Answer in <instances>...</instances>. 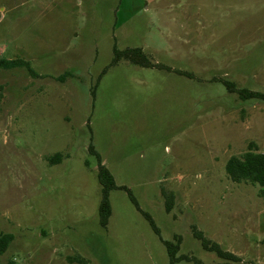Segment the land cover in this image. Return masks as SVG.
Wrapping results in <instances>:
<instances>
[{
	"label": "rangeland",
	"instance_id": "1",
	"mask_svg": "<svg viewBox=\"0 0 264 264\" xmlns=\"http://www.w3.org/2000/svg\"><path fill=\"white\" fill-rule=\"evenodd\" d=\"M115 49L166 69L110 67ZM3 59L37 76L0 67V264H170L161 238L178 264H264V188L226 172L251 143L264 154V99L223 83L264 95V0H0Z\"/></svg>",
	"mask_w": 264,
	"mask_h": 264
},
{
	"label": "trees",
	"instance_id": "2",
	"mask_svg": "<svg viewBox=\"0 0 264 264\" xmlns=\"http://www.w3.org/2000/svg\"><path fill=\"white\" fill-rule=\"evenodd\" d=\"M122 60L128 61L133 65L145 69H154V68L166 69L165 67H162L160 65L153 64L151 60H149L147 56L144 54L142 49H128L124 51H119L118 49H115L114 59L110 67L117 66L118 63L121 62ZM0 67L7 70H12L16 68H26L32 76L34 77L37 76L34 73V71L31 69L30 64L23 60L9 61L3 59L2 61H0ZM106 73L107 70L103 72L102 76L105 75ZM177 73L179 75H184L186 77L191 76L189 74L182 72H177ZM102 76L99 78L98 82H100ZM223 83L227 87L229 93L237 94L241 100L247 101L254 99H264V95H262L261 93L249 91L246 89H238L235 84L230 82L223 81ZM90 152L96 155L93 147H90ZM61 161H62V157L60 155H57L52 159H50V162L52 164L60 163ZM99 165L100 166H99L98 176H99L100 184L103 187V199L99 209L100 223L103 228H107L109 225V220L112 215V208L109 202V193L112 190L117 189V186L115 184V180L112 174L108 171V169H106L102 165V161L100 157H99ZM226 172L230 180L236 184L248 183L251 184L252 186H259L261 188H264V154L260 152L256 143H251L246 153H244L241 156H234L230 158V160L226 165ZM120 189L127 191L132 203L136 206L137 210L144 215V217L146 218V220L149 222L150 226L154 230L155 234L161 238L160 230L156 226L154 220L149 214L144 213L141 210L132 192L125 187H122ZM173 200H174L173 196L167 197V202H166L167 212L171 211ZM193 233L195 239L201 243L205 251L215 254L219 259L224 261H228V262L239 261L238 257H236L235 255L229 252L224 251L219 244L206 239L204 234L198 231L196 228H193ZM13 241H14V237L12 235L6 234L0 236V256L4 255L7 252L8 248L10 247ZM161 241L163 242L164 246L167 249L168 256L170 259V264H178L179 262L190 260L187 257H178V252L180 251V242L179 243L167 242V241H163L162 238ZM178 241H180V239H178ZM9 264H15V263L10 262Z\"/></svg>",
	"mask_w": 264,
	"mask_h": 264
}]
</instances>
